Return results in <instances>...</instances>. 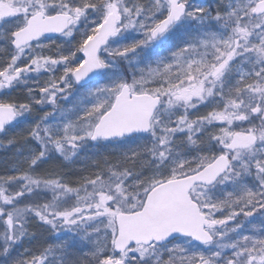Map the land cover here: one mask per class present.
<instances>
[{"label": "snow or ice", "instance_id": "obj_1", "mask_svg": "<svg viewBox=\"0 0 264 264\" xmlns=\"http://www.w3.org/2000/svg\"><path fill=\"white\" fill-rule=\"evenodd\" d=\"M16 89L0 264H264V0H0Z\"/></svg>", "mask_w": 264, "mask_h": 264}, {"label": "trees", "instance_id": "obj_2", "mask_svg": "<svg viewBox=\"0 0 264 264\" xmlns=\"http://www.w3.org/2000/svg\"><path fill=\"white\" fill-rule=\"evenodd\" d=\"M11 131H9V133ZM7 147L9 150L7 149ZM13 149L14 148L12 146H8L6 143H3V146H0V173L7 171V169L12 166V161L14 159V155L12 153ZM72 167L73 169L67 168V171L64 170L63 172L72 174L78 172L80 169L79 163L73 164ZM71 178L75 179V175H72ZM256 223L257 225L259 224L258 221H256ZM29 231L30 237L26 239L20 246L21 250L24 248H28L33 253H38L48 245L57 243V241L55 240L56 234L52 233L49 229L47 230L45 226H41L36 220L31 223ZM17 251H19V249H17Z\"/></svg>", "mask_w": 264, "mask_h": 264}, {"label": "rangeland", "instance_id": "obj_3", "mask_svg": "<svg viewBox=\"0 0 264 264\" xmlns=\"http://www.w3.org/2000/svg\"><path fill=\"white\" fill-rule=\"evenodd\" d=\"M213 0H209V3H212ZM47 79V77H41V80H45ZM26 92L24 89H16L14 91H10L7 95L5 96H0V98H4V99H12V100H20L23 101L25 98ZM202 112L204 111L203 109L201 110ZM42 114V113H41ZM28 127V125H22L18 128H15L14 130H12L10 133L7 134V136H4L2 134H0V141H2L3 143L7 144L8 139H12V138H19L20 135H22L24 133V130ZM13 155L15 156V152H16V147H13ZM8 149V147H7ZM9 150V149H8ZM114 149L112 147H109L107 149H101V151H104L106 153L108 152H112ZM73 164H70L68 162H64L62 160H58V159H54L52 161H49L45 164H43L41 166V171H49V170H57V171H67V168L73 169ZM71 178V177H70ZM34 221V220H33ZM32 221V222H33ZM258 223H259V218L257 219ZM45 228L48 230V228L45 226ZM30 232V231H29ZM55 240L57 241V243L59 242L57 240V237H55ZM20 253H23L25 251V249L28 248H24L21 250V247L18 248Z\"/></svg>", "mask_w": 264, "mask_h": 264}]
</instances>
